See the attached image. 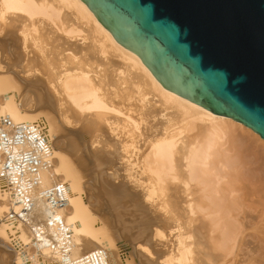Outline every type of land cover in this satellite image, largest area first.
Masks as SVG:
<instances>
[{"label":"bare ground","instance_id":"1","mask_svg":"<svg viewBox=\"0 0 264 264\" xmlns=\"http://www.w3.org/2000/svg\"><path fill=\"white\" fill-rule=\"evenodd\" d=\"M249 148L82 0H0V264H264Z\"/></svg>","mask_w":264,"mask_h":264},{"label":"water","instance_id":"2","mask_svg":"<svg viewBox=\"0 0 264 264\" xmlns=\"http://www.w3.org/2000/svg\"><path fill=\"white\" fill-rule=\"evenodd\" d=\"M168 90L264 139V0H82Z\"/></svg>","mask_w":264,"mask_h":264},{"label":"rangeland","instance_id":"3","mask_svg":"<svg viewBox=\"0 0 264 264\" xmlns=\"http://www.w3.org/2000/svg\"><path fill=\"white\" fill-rule=\"evenodd\" d=\"M242 155H243V158L245 159V163H244L245 168H243V169L244 170H248V169L251 170L253 168L251 171L254 172V170L257 168V170H258V171H256L258 173L257 175L259 177L262 176V178H263L264 177V159L262 158V156L259 155L258 153H256L251 148L243 149ZM256 165H258V166H256ZM263 181H264V178H263ZM256 246H257V243L251 244L248 247H246V246L243 247L242 251L240 252V256H239V262L241 264H251L253 259L258 256L257 255L258 250H256Z\"/></svg>","mask_w":264,"mask_h":264}]
</instances>
